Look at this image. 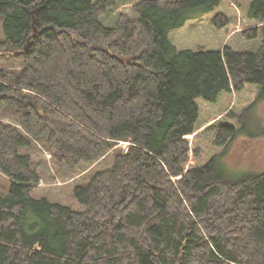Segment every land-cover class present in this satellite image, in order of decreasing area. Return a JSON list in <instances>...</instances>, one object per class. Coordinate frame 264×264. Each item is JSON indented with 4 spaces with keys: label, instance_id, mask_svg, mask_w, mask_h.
<instances>
[{
    "label": "trees",
    "instance_id": "trees-1",
    "mask_svg": "<svg viewBox=\"0 0 264 264\" xmlns=\"http://www.w3.org/2000/svg\"><path fill=\"white\" fill-rule=\"evenodd\" d=\"M0 18L22 59L0 68V264H264V171L221 164L264 99V0H0ZM30 137L68 168L117 154L75 190L84 212L32 196Z\"/></svg>",
    "mask_w": 264,
    "mask_h": 264
},
{
    "label": "rangeland",
    "instance_id": "rangeland-1",
    "mask_svg": "<svg viewBox=\"0 0 264 264\" xmlns=\"http://www.w3.org/2000/svg\"><path fill=\"white\" fill-rule=\"evenodd\" d=\"M2 25L0 18V42L5 39ZM242 30L241 25H238L234 33ZM0 57L2 58L0 61L2 70L8 72L21 70L22 59L4 53H1ZM254 115L256 117L255 127L249 132L238 134L221 159V164L231 174L241 175L264 171V134H259V130L264 128V99L256 105ZM0 121L11 125L16 124L13 111L8 109L0 112ZM29 140L31 141L30 147H22L19 152L20 155L29 156L32 159L33 168L41 176V182L33 191L32 196L35 199L45 198L52 203L70 208L74 212H84L86 208L77 201L75 190L88 187L97 174L113 169L117 154L110 151L94 162L68 168L58 164L45 140L34 137H30ZM131 145L129 141H119L115 148L126 152ZM9 188V179L0 173V191L4 196H7Z\"/></svg>",
    "mask_w": 264,
    "mask_h": 264
},
{
    "label": "water",
    "instance_id": "water-1",
    "mask_svg": "<svg viewBox=\"0 0 264 264\" xmlns=\"http://www.w3.org/2000/svg\"><path fill=\"white\" fill-rule=\"evenodd\" d=\"M37 35V31L35 30V33H34V36L29 39L28 41V45L24 48V52H28L29 48H30V44H31V40ZM23 53L22 52H18L16 55H22ZM123 61H126V62H129L128 59H123Z\"/></svg>",
    "mask_w": 264,
    "mask_h": 264
},
{
    "label": "bare ground",
    "instance_id": "bare-ground-1",
    "mask_svg": "<svg viewBox=\"0 0 264 264\" xmlns=\"http://www.w3.org/2000/svg\"><path fill=\"white\" fill-rule=\"evenodd\" d=\"M105 159V158H104Z\"/></svg>",
    "mask_w": 264,
    "mask_h": 264
}]
</instances>
